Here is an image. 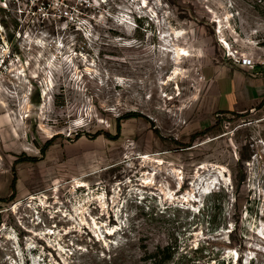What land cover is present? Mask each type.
Segmentation results:
<instances>
[{
  "label": "rangeland",
  "instance_id": "374dc122",
  "mask_svg": "<svg viewBox=\"0 0 264 264\" xmlns=\"http://www.w3.org/2000/svg\"><path fill=\"white\" fill-rule=\"evenodd\" d=\"M78 7L31 30L0 8V264H264V94L228 111L208 74L264 79V4Z\"/></svg>",
  "mask_w": 264,
  "mask_h": 264
},
{
  "label": "built area",
  "instance_id": "2783aa9c",
  "mask_svg": "<svg viewBox=\"0 0 264 264\" xmlns=\"http://www.w3.org/2000/svg\"><path fill=\"white\" fill-rule=\"evenodd\" d=\"M85 2L86 0H0V8L12 15L19 30H31L52 23L56 28H60L58 21H63L65 25H81L80 22L84 19L78 5ZM256 2L264 4V0ZM235 63L240 67H255L254 60L249 57H242Z\"/></svg>",
  "mask_w": 264,
  "mask_h": 264
},
{
  "label": "crops",
  "instance_id": "0c3cea01",
  "mask_svg": "<svg viewBox=\"0 0 264 264\" xmlns=\"http://www.w3.org/2000/svg\"><path fill=\"white\" fill-rule=\"evenodd\" d=\"M259 70L255 68L250 71L243 68L233 71L218 66L208 69L211 82L217 90V98L224 109L241 112L256 105L264 94V79L257 73ZM246 72L251 74L247 75Z\"/></svg>",
  "mask_w": 264,
  "mask_h": 264
},
{
  "label": "trees",
  "instance_id": "16d2710c",
  "mask_svg": "<svg viewBox=\"0 0 264 264\" xmlns=\"http://www.w3.org/2000/svg\"><path fill=\"white\" fill-rule=\"evenodd\" d=\"M263 103V102H262ZM261 103V104H262ZM136 116V114L135 113H132V114H129V115H127V117L128 118H131V117H135ZM116 135L114 136V137H110V135L109 134H105V133H103V135L104 136H106L107 138H110L111 140H115V139H117V137L119 136V134H120V122H118L117 124H116ZM199 134V133H198ZM201 135V134H200ZM200 135H197V136H200ZM196 137V136H195ZM194 136L193 137H191V140L193 139V138H195ZM11 190H12V193L14 194L15 193V179H13L12 180V182H11ZM153 258V263L152 264H161L162 263V261H161V259L158 257V255L157 256H155V257H152Z\"/></svg>",
  "mask_w": 264,
  "mask_h": 264
},
{
  "label": "bare ground",
  "instance_id": "6f19581e",
  "mask_svg": "<svg viewBox=\"0 0 264 264\" xmlns=\"http://www.w3.org/2000/svg\"><path fill=\"white\" fill-rule=\"evenodd\" d=\"M179 36V33H176V37ZM175 59H181L182 57H187L188 54H187V51H185L184 49H176L175 50Z\"/></svg>",
  "mask_w": 264,
  "mask_h": 264
}]
</instances>
